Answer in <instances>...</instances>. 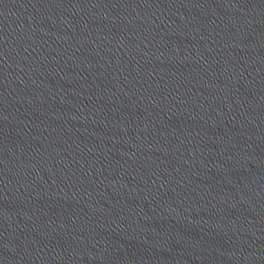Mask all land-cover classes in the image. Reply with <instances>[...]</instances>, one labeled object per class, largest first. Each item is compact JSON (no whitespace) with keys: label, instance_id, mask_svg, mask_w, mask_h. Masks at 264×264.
<instances>
[{"label":"water","instance_id":"obj_1","mask_svg":"<svg viewBox=\"0 0 264 264\" xmlns=\"http://www.w3.org/2000/svg\"><path fill=\"white\" fill-rule=\"evenodd\" d=\"M0 264H264V0H0Z\"/></svg>","mask_w":264,"mask_h":264}]
</instances>
